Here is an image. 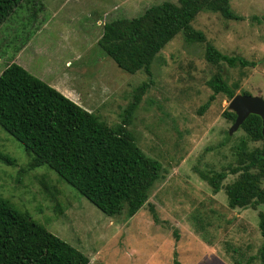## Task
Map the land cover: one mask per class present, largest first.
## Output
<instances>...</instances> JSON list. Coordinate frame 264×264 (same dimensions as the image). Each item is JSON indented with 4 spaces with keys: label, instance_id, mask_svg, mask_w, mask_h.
<instances>
[{
    "label": "rangeland",
    "instance_id": "rangeland-1",
    "mask_svg": "<svg viewBox=\"0 0 264 264\" xmlns=\"http://www.w3.org/2000/svg\"><path fill=\"white\" fill-rule=\"evenodd\" d=\"M165 1L178 0H25L0 26V73L17 61L113 127L148 76L125 73L102 52L97 42L103 25ZM230 9L242 20L200 12L192 26L206 43L187 44L179 33L151 65L153 83L127 129L161 172L133 217L127 218L126 208L108 217L46 167L29 170L21 145L1 128L0 153L11 162L0 159V197L88 264H261L258 215L264 206L230 209L224 189L237 175H228L218 193L200 176L234 165L242 142L249 151L264 148V141H249L241 129L228 135L233 121L224 117L230 100L223 94L199 112L213 94L208 82L217 72L237 86L236 95L264 99V0H230ZM207 43L255 65L218 69L205 59Z\"/></svg>",
    "mask_w": 264,
    "mask_h": 264
},
{
    "label": "trees",
    "instance_id": "trees-1",
    "mask_svg": "<svg viewBox=\"0 0 264 264\" xmlns=\"http://www.w3.org/2000/svg\"><path fill=\"white\" fill-rule=\"evenodd\" d=\"M23 1L0 0V26ZM203 11L227 20H242L231 11L230 0H178L150 6L135 18L103 25L97 42L102 52L125 73L141 71L148 76L134 90L120 123L113 127L16 63L7 65L0 73V128L21 145L29 158L28 169L46 167L108 217L120 215L126 208V216L131 218L143 208L160 179L161 164L142 152L127 126L153 83L151 65L164 47L179 33L187 44L206 43L204 33L192 26ZM205 59L218 69L220 64L230 68L255 65L241 57L224 55L208 43ZM208 85L213 94L200 113L218 94L228 100L236 96L237 86L231 87L220 72ZM224 117L235 120L232 112L224 113ZM261 128V119L256 115H250L240 127L252 142L264 141ZM263 151L264 148L249 151L247 143L242 142L234 165L200 176L218 193L228 175H237L224 189L230 209L264 206ZM2 157L11 162L0 153ZM149 208L157 220L153 206ZM258 217L263 241L257 258L264 264V211ZM88 262L85 255L35 222L27 212L18 211L0 197V264Z\"/></svg>",
    "mask_w": 264,
    "mask_h": 264
},
{
    "label": "water",
    "instance_id": "water-1",
    "mask_svg": "<svg viewBox=\"0 0 264 264\" xmlns=\"http://www.w3.org/2000/svg\"><path fill=\"white\" fill-rule=\"evenodd\" d=\"M230 112L235 114V120L229 128L228 135H232L242 126L243 122L250 116L256 115L261 119V134L264 139V99L261 97L238 94L234 96L228 105ZM264 157V151H263Z\"/></svg>",
    "mask_w": 264,
    "mask_h": 264
},
{
    "label": "crops",
    "instance_id": "crops-1",
    "mask_svg": "<svg viewBox=\"0 0 264 264\" xmlns=\"http://www.w3.org/2000/svg\"><path fill=\"white\" fill-rule=\"evenodd\" d=\"M17 61H15V62H12V63H16ZM17 63H19V62H17ZM20 64V63H19ZM23 67H25L24 65H22ZM21 66V67H22ZM58 91V90H57ZM59 92V91H58ZM61 93V92H60ZM62 94V93H61ZM67 95V94H66ZM65 96V95H64ZM66 97V96H65ZM67 98H68V95H67ZM70 98V97H69ZM71 100H73V102H75V100H74V97H72V98H70ZM77 104V103H76Z\"/></svg>",
    "mask_w": 264,
    "mask_h": 264
}]
</instances>
